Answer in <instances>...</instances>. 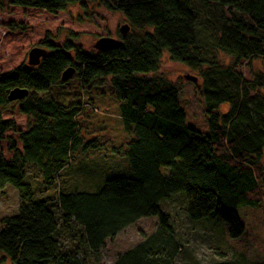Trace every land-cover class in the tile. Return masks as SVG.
Masks as SVG:
<instances>
[{
  "label": "trees",
  "instance_id": "trees-1",
  "mask_svg": "<svg viewBox=\"0 0 264 264\" xmlns=\"http://www.w3.org/2000/svg\"><path fill=\"white\" fill-rule=\"evenodd\" d=\"M89 1L125 18L130 29L118 34L120 48L91 54L73 39L58 45L48 34L40 43L47 56L38 67L23 64L0 76V143L10 131L22 144L19 150L10 141L12 157L0 155V197L7 186L19 195L16 214L0 219V264H92L100 260L107 241L149 218L157 219L156 232L117 255L114 264H173L180 245L160 203L179 195L186 198L191 222L215 213L229 237L240 238L245 229L238 208L263 204L264 73L248 81L238 69L242 62L264 63V0L6 3L56 14L71 6L86 11ZM164 53L202 79L206 132L188 127L182 88L158 75ZM217 53L232 58V64L222 65ZM69 68L86 92L106 83L111 88L131 137L113 155L125 158L131 173L86 184H96L95 193L76 189L43 196L56 188L59 177L70 180L75 151L85 156L101 148L96 139L83 142L78 136L80 102L64 106L44 95L71 80H61ZM16 88L29 92L18 102L30 120L27 132L2 116L10 104L7 96ZM223 105L229 106L224 115L219 113ZM29 169L42 179L39 198L25 182ZM162 169L170 170L168 178Z\"/></svg>",
  "mask_w": 264,
  "mask_h": 264
},
{
  "label": "rangeland",
  "instance_id": "rangeland-1",
  "mask_svg": "<svg viewBox=\"0 0 264 264\" xmlns=\"http://www.w3.org/2000/svg\"><path fill=\"white\" fill-rule=\"evenodd\" d=\"M0 76L15 68L28 65V54L40 46L49 34L58 45L73 39L84 50L93 54V46L100 38L110 37L119 39L118 34L123 26H128L125 18L117 12L110 11L99 3L89 1L87 10L79 6H71L65 11L49 14L37 9L8 6L6 0H0ZM14 24V26H10ZM70 33L77 35L74 39ZM72 40V41H73ZM222 65L232 64V58L223 54H216ZM238 72L251 81L254 74L263 72L264 63L257 60L252 63L242 62ZM159 76L180 86L181 105L186 111L188 127L199 132H206L207 126L203 115L204 102L202 97V79L197 72L186 66L173 62L164 53ZM186 76L197 78L195 83L188 81ZM105 86V87H104ZM102 88L91 92L83 90L80 80L74 76L67 84L53 87L45 97H51L64 106L74 101L81 103L83 112L77 117L78 136L83 142L96 139L101 148L82 155L80 150L71 157L72 176L67 181L59 177L56 188L44 192L43 196L54 195L64 190H86L95 193L97 190L86 184L112 178L127 177L131 173L125 158L115 157L113 150L126 147L131 137L124 128L120 115L119 103L106 83ZM228 105L220 108V114H227ZM4 120H12L21 132H27L30 120L20 112L18 102L10 103L4 110ZM6 140L0 143V155L6 159L12 157L8 147L13 141L21 150L19 135L7 132ZM264 165V157H263ZM81 168V169H80ZM166 178L169 169H162ZM66 171L65 174H67ZM41 177L31 169L25 182L30 183L37 197H41L44 188L40 186ZM64 182V183H63ZM46 190V189H45ZM263 204L259 208L241 206L237 210L244 234L238 239L229 237L227 227L218 220L215 213L209 218L191 222L188 219V204L184 195H179L167 202H161L160 208L171 217L174 236L180 248L173 264H264V191ZM19 207V195L16 189L7 186L4 196L0 197V219L13 216ZM156 218L141 219L136 224L126 228L112 241H107L99 261L92 264H114L117 255L127 252L139 245L145 238L152 236L158 228ZM5 264H10L9 261Z\"/></svg>",
  "mask_w": 264,
  "mask_h": 264
},
{
  "label": "water",
  "instance_id": "water-1",
  "mask_svg": "<svg viewBox=\"0 0 264 264\" xmlns=\"http://www.w3.org/2000/svg\"><path fill=\"white\" fill-rule=\"evenodd\" d=\"M129 26H123L120 29V32L123 35H126L129 32ZM122 45V41L119 39H113L110 37H104L100 38L96 41L94 44L93 48L96 52H101V51H108V50H115L120 48ZM47 56V50L43 48H34L32 49L29 54H28V66L29 67H38L41 64V61L43 58ZM76 71L74 68H69L67 69L63 74H62V82H67L70 79H72L75 75ZM186 79L188 81H191L195 83L197 81V78L186 76ZM29 92L26 89H20L16 88L13 89L9 92L7 96V100L10 103L13 102H20L23 101L27 96Z\"/></svg>",
  "mask_w": 264,
  "mask_h": 264
}]
</instances>
